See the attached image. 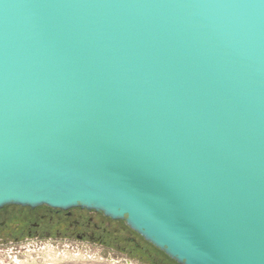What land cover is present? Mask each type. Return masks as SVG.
Wrapping results in <instances>:
<instances>
[{
    "label": "water",
    "instance_id": "obj_1",
    "mask_svg": "<svg viewBox=\"0 0 264 264\" xmlns=\"http://www.w3.org/2000/svg\"><path fill=\"white\" fill-rule=\"evenodd\" d=\"M6 206L264 264V0H0Z\"/></svg>",
    "mask_w": 264,
    "mask_h": 264
},
{
    "label": "flooded vegetation",
    "instance_id": "obj_2",
    "mask_svg": "<svg viewBox=\"0 0 264 264\" xmlns=\"http://www.w3.org/2000/svg\"><path fill=\"white\" fill-rule=\"evenodd\" d=\"M123 226L126 227L124 224ZM112 229L111 220L99 213L79 208L62 211L46 206L36 208L6 206L0 209L1 251L18 245L34 247L43 243L61 245L68 249L70 245L67 244L73 241L105 247L115 246L126 251L127 249L121 247V241L117 239L116 230ZM109 237L113 239L108 240ZM125 240L139 247L133 239ZM48 244L42 246L45 248L49 246ZM129 251L126 252L130 254Z\"/></svg>",
    "mask_w": 264,
    "mask_h": 264
},
{
    "label": "rangeland",
    "instance_id": "obj_3",
    "mask_svg": "<svg viewBox=\"0 0 264 264\" xmlns=\"http://www.w3.org/2000/svg\"><path fill=\"white\" fill-rule=\"evenodd\" d=\"M111 227L113 228V231L116 230L118 236L120 235L118 237L119 239L131 238L138 244L155 250L151 246L146 245L140 237L135 235L128 228L124 227L123 224L111 221ZM122 240L123 241L120 242L121 247H125L127 252L129 250L131 251V243H128V241L125 242L124 239ZM43 244H37L34 247H28L27 245L19 247L18 245L3 251L0 249V264H14L13 261L9 260V256H16V258L23 264H127V262L132 264H147L138 260L136 257L131 256L126 251L119 250V248H116L115 246L105 247L80 241H73L72 243L67 244L68 246L70 245L68 249L61 245L58 246L51 244L55 248L54 251L56 253L67 252L68 256L63 260L60 257H57L54 258V261H50L45 258V255L43 254V250L46 249L45 247L42 250ZM68 253H71L72 255L70 256Z\"/></svg>",
    "mask_w": 264,
    "mask_h": 264
},
{
    "label": "trees",
    "instance_id": "obj_4",
    "mask_svg": "<svg viewBox=\"0 0 264 264\" xmlns=\"http://www.w3.org/2000/svg\"><path fill=\"white\" fill-rule=\"evenodd\" d=\"M121 224H123V223H121ZM110 239H113V238L109 237L108 240H110ZM117 239L119 241H123L122 239H124V241L126 242V240H125L126 238H122V239L117 238ZM145 244L149 245L147 243H145ZM138 245H139V247H135L134 245H132V249L130 248L131 249L130 255L133 257H136L138 260L142 261L143 263H147V264H176L175 262H173L172 260L167 258L164 254H162L161 252H159L155 248H154L155 250H153V249H149L148 247L146 248V247L142 246L141 244H138ZM149 246H151V245H149Z\"/></svg>",
    "mask_w": 264,
    "mask_h": 264
},
{
    "label": "bare ground",
    "instance_id": "obj_5",
    "mask_svg": "<svg viewBox=\"0 0 264 264\" xmlns=\"http://www.w3.org/2000/svg\"><path fill=\"white\" fill-rule=\"evenodd\" d=\"M54 250L55 248L51 245L46 247V249L43 250L44 251L43 254L45 255V258H47L50 261H54V258H57V257H60L62 260L67 258L68 256L67 252L66 253L64 252L56 253ZM68 254H70V256L72 255L71 253H68ZM13 257L9 256L8 258L10 261H13L14 264H23L16 257L14 258ZM127 264H132V263L127 262Z\"/></svg>",
    "mask_w": 264,
    "mask_h": 264
},
{
    "label": "built area",
    "instance_id": "obj_6",
    "mask_svg": "<svg viewBox=\"0 0 264 264\" xmlns=\"http://www.w3.org/2000/svg\"><path fill=\"white\" fill-rule=\"evenodd\" d=\"M43 249H44V247H42V250H43ZM14 257H16V256H14ZM14 257H13V258H14Z\"/></svg>",
    "mask_w": 264,
    "mask_h": 264
}]
</instances>
